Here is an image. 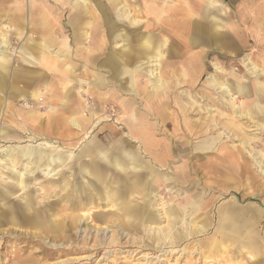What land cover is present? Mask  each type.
Wrapping results in <instances>:
<instances>
[{"label": "rangeland", "instance_id": "1", "mask_svg": "<svg viewBox=\"0 0 264 264\" xmlns=\"http://www.w3.org/2000/svg\"><path fill=\"white\" fill-rule=\"evenodd\" d=\"M64 1L31 0L29 4L28 0H0V28L2 33H5L4 35L1 33L0 38L7 39L6 44L0 43V51L5 50L8 53L3 56L0 52V57L6 59L9 63L5 74H0V84L6 92L5 94L0 92V99L5 102L2 108H0V128L5 129L11 134L8 141L0 139V156L2 154L1 150L4 147L8 148L11 152L12 148H23L26 146L44 147L46 145V148L54 151V156L60 155L61 157H65L68 153L75 155L79 148L87 145V142L93 140L94 136H96L95 140L103 143L105 149H107L110 147L111 141L107 142L103 137L106 134H111L115 139L123 136L125 141L128 137L130 143L136 147L138 153L150 160V153H146L143 149L139 148L143 144V139L139 138V133L133 137L134 134L132 132H127L128 130L123 124L125 121L119 117V113H123L122 115L125 119L129 116L130 112H134L137 115L145 111L146 113L148 112L147 118L155 123L153 128L146 130L149 134V145L151 144L148 152H153L155 149L159 150L155 146L156 142L160 146L166 145L172 148L170 149V152L173 153L171 156L172 163L170 162L165 165L164 170H162V172L165 171L169 176L165 181L145 184V180L148 181L149 178L145 176L150 172L143 170L138 173L145 175L141 179L142 181L140 180L135 187L130 185L132 181H128L125 186L117 188L115 184L110 183L109 185L106 182V176L98 177L95 181L90 174L84 173L77 168H74V171H72V169L64 167L62 178L58 174L43 176L40 171H35L32 175L39 174L43 177H40L41 180H39L38 184H35V186L30 185L29 188L31 197H33L31 204L33 210H30V213H28L30 220L17 227L5 221L0 223V264H17L25 255L33 253L36 249H41L44 252L33 255L32 258L36 260L35 263H50L60 258L70 257V255H88V258L77 263L69 262L67 264H215L217 263L216 257H214L215 255H210L208 248L209 245L215 247L220 243L224 244L228 242L227 239L229 238L222 232L221 226L231 224V222L224 220L223 216L219 213L220 208L225 210L227 207L228 210L240 209L244 212L247 211L250 213V216L249 219H246V222L241 223L240 229L242 228L243 237L238 238L236 236L235 240L229 239L231 244L228 249L221 248L219 252L222 254L232 252L233 257H237L235 261H241L244 264H264V174L253 164L254 160L248 153L249 150L253 155L257 152H262L264 155V132L252 130L253 127H246L243 135L250 136L254 134L263 140L254 142L247 150H243L242 145L239 143L242 136H234L231 130L229 131L228 129L229 135L227 133L224 134L223 138L221 137L215 141L214 146L217 148L218 145L223 143L226 146L236 145L242 148V156L250 166L249 174L245 175L246 173L240 170L234 172L233 170H228L227 172L220 170L215 175H212L206 171L207 164L217 161V156H222L223 154L217 152L216 148L204 152L193 151L194 145L205 138L197 137V135L184 137L182 130H178L181 128L182 122L210 120L213 116L209 114L210 112H207L206 108L209 109L210 107L211 113L216 116L215 118L221 120H225L226 115L219 116L216 114L219 110L225 114L231 112L221 103L226 98H229V96L213 89L207 83V75L213 70L211 62H216L225 70H231L237 75H244L246 83L247 81H252L253 77L246 71L245 65L241 61L242 59L246 57L257 66L264 68V31H261L255 25L264 21V6L262 7L263 13L256 15L257 10L261 11V8H259L261 4L258 6L254 4L252 6L253 11L246 13L242 4L243 0H205L206 3L208 2V4L213 5V7L209 8L216 9L213 13L215 15H212V17L216 18L217 26H219V30L222 33L228 32V28H233V31H237L238 33H241L242 29L247 31L246 45L243 44L244 49H242L243 46L238 49L223 46L225 50L231 53L230 55L220 53L216 48L208 45L203 47L200 44L196 48L194 47L195 49H199L200 52H204V64H206V67L203 65L200 71L201 75L199 74L200 77L195 82L194 87L191 89L192 91L187 89L190 88L187 81V83L176 84L174 83L175 78L168 79V82L172 81L173 84L169 91V98L164 103L166 105V114L159 119L158 114L149 112L146 107V99L150 98L153 92L151 89H147L139 97L131 95L121 96V92L114 85L99 88L89 84L90 82L86 79L82 81L78 80L81 79L79 78L80 74H84L89 78L96 69L85 61L83 53H75V49L78 46L72 43L71 35L68 31L69 27L66 25L70 9ZM153 1L158 3L165 2L164 5L171 3L166 0ZM145 2L142 1V4L144 5ZM57 9L59 13L56 11ZM44 12L48 16L47 22L50 23L51 27L53 26V31L51 29L49 35L54 36L55 40L57 39L54 41L53 49L55 51L63 50V54L69 59L68 64L70 65V69L73 73L77 74V80L73 82H76L74 95L78 93V87L82 86L86 90L79 95L83 96L82 99L87 100L90 108L93 110L97 108L96 116L86 123V131H88V135L86 136L72 127V130H63L62 127L59 128L60 124L57 127V123H55L58 115L62 116L64 113L60 105L62 98L61 91L63 83L65 84L69 79H64L62 82L63 79L54 76L53 71L47 68L46 62L32 63L23 58L21 49L24 45H30L28 44L30 43L28 40L30 32L33 33V37L36 40L47 36L44 31V20H42ZM59 18L60 21L58 22ZM61 21L64 27L60 26ZM243 24H246L247 27ZM6 26L8 27L5 28ZM26 30L28 31L27 34ZM214 30L216 29L209 32L212 33ZM154 33L160 37L158 32ZM171 40L177 43V39L174 36L171 37ZM65 41L68 43L67 51L62 46ZM85 45L88 46L89 44ZM89 46L91 47L92 45ZM81 47H85L84 44ZM45 56L52 61L59 60L55 54L46 53ZM175 58L177 57L170 56L169 60H174ZM101 72L103 75H107L104 71ZM223 75L224 77H229L225 74ZM263 77L264 75H261L258 79L264 81ZM147 86L148 83L144 81L140 83L138 89H143ZM98 94L100 96L102 94L108 96L101 100L97 98ZM118 95L120 96L118 97ZM121 98H125V104L118 101ZM234 101L236 107L242 102L246 105V98L238 94H234ZM190 102L193 103V106L189 104ZM251 105L247 104L246 108L251 107ZM212 110L217 112L215 113ZM171 113L172 115L170 116ZM245 120V118H242L239 120V123ZM139 128L137 126L135 130H142ZM222 130H217L211 134L215 136ZM125 141H122V144L127 149L129 145ZM178 142L182 144L177 145ZM178 147L188 152L185 156L187 165L194 169L191 170L193 174H190V177L185 182L175 183L172 178L174 167L175 165L179 166L182 164L184 160V158L179 157L176 153ZM193 153H197L196 158ZM132 154H135V152H132ZM77 160L73 158L71 161L76 163ZM195 161H197V165L194 164ZM152 163L156 164L154 160ZM55 165L56 167L51 172V175L60 169L58 162ZM0 172L5 173L1 167ZM90 172L92 173L93 171L91 170ZM206 178L215 179L216 184L207 182ZM3 180V178L0 179V184L3 183ZM39 187L45 188V190L40 192ZM77 187L82 191H78ZM90 190L93 195L89 200L91 214L84 216L85 211L79 210V205L73 209L66 208L71 202L70 199L78 195L77 192L89 193ZM67 191H69L68 194ZM20 192L22 191H18L12 198L10 197V201L7 203L8 206L10 204L11 207H16L24 202L25 195L19 194ZM196 197L203 204L202 209L199 211L191 208L192 204L197 203ZM161 200L165 201L166 206L168 205L167 207L165 206V210L176 212L184 217V221L187 224H181L180 229L185 226L189 227V221L193 216L197 215L199 220H204L207 223L205 224L204 231L192 233L176 243H170L167 240L161 242L159 240V244H156L157 236L148 228L156 224L162 226L165 223L161 210L156 207L157 203ZM51 203H57V207H64V209H56L57 216L54 219L62 223L64 229L70 234V240L73 241L66 251L60 249L63 252L59 251L58 254L53 252V255H51L53 249L42 241L44 233L43 236H33L29 233L37 232L39 231L36 230L38 227L42 228L47 225L48 217L46 213L50 209H53V207H50ZM127 203L135 205L138 208L139 213L142 214L140 217L141 219L143 218L142 221H128L127 216L124 215ZM7 211V206H3L0 202V214L7 215ZM36 211L39 212L37 213L38 217L34 215ZM75 214L83 217L82 223L90 225V228L86 229L85 232L82 229L73 230L70 228V225H67L71 221L72 215ZM98 214L105 215L106 219H110L111 217L117 218L119 221L113 224L105 220V224L109 225V230L103 229L102 231V229H96L98 224H104V222H101L97 218ZM145 215H149L150 221L144 220ZM136 218L137 216L132 214L131 219ZM243 218L245 217L243 216ZM35 220L37 222L33 223ZM245 223L249 224L248 228H244L243 224ZM147 224L150 226L146 227L145 225ZM247 229L249 231H246ZM113 231H115L118 242L108 244L109 240L105 239ZM27 233L29 234L26 235ZM47 236L50 243L66 244L63 237L58 236L54 238L51 235ZM85 236L86 238L84 239Z\"/></svg>", "mask_w": 264, "mask_h": 264}, {"label": "bare ground", "instance_id": "2", "mask_svg": "<svg viewBox=\"0 0 264 264\" xmlns=\"http://www.w3.org/2000/svg\"><path fill=\"white\" fill-rule=\"evenodd\" d=\"M28 1L30 4L31 0ZM142 1H146L144 5L142 4ZM166 1L171 3L169 5H164L165 2L158 3L153 0L64 1V3L67 4L70 9L66 25L72 28V40L74 45L78 46L75 49V53H83L85 59L87 60L86 62L90 65L97 61V59L100 57L101 50L104 49L105 46V42L101 41V39L99 42H96L95 37L90 33V29L92 31L97 30L99 28V22L101 23V16H104L106 13L109 16L110 23H108V26L110 29L115 30V28L120 27V25L123 24V27H121L122 33L120 34L121 41L118 40V42L114 43V47L112 50H110V53L105 55L103 58H100L99 63L94 67L97 71L93 72L90 80H88L90 82L89 84L99 88L106 87L108 85H114L121 92H127L125 94L123 93L124 95L128 94L129 96L131 95L133 97H139L144 91L151 89L153 92L151 97L146 99V107L149 112L158 114L159 119L166 114V105H164V103L167 102L166 100L169 98V91L171 90L170 88L173 84L172 81L168 82V79L175 78L174 83L176 84H183L187 81L190 87L187 89L191 90L201 75L200 71L203 65L206 67V64H204V52H200L199 49H195L197 45L202 44L203 47L208 45L210 47L216 48V50L220 53L230 55L231 53L225 50L223 46L230 48L234 47L235 49H238L242 47L243 44L246 45L247 42V31L244 29L241 30V33H238L237 31H233V28H228V32L222 33L221 30H219V26H217L216 18L212 17V15H215L213 13L216 11V9L209 8L211 6L213 7V5L208 4V2L206 3L205 0H179L176 2L173 0ZM55 3L57 4V2ZM242 4L246 13L253 11L252 6H254V4L255 6L261 4L259 6L261 11L259 12V10H257L256 15L263 13V0H243ZM56 11L58 12V9ZM112 14L114 15L113 18ZM42 16L46 32L51 33L50 23L47 22V13L44 12ZM116 18L121 20V23H117L115 21ZM59 21L60 18L58 19V22ZM62 23L63 22L61 21L60 26L64 27ZM243 25L247 27L246 24ZM255 25L261 31H264V21ZM7 27L8 26L5 28ZM213 29L216 30L210 33L209 31ZM25 32L26 34L28 33L27 30ZM154 32H158L160 37H158L159 35L157 36ZM1 33L2 30L0 28V35ZM2 34L4 35L5 33L3 32ZM29 36L30 38H28V40L30 43L28 44L30 45H24V47L21 49L23 58L32 63L46 62L45 65H47V68L50 71H53L54 74H52L54 76L63 79L62 82L64 79H69L65 84L63 83L62 86V98L60 105L61 110L64 113L62 116L58 115L55 122L57 123L56 126L58 127L60 124L59 128L62 127L63 130H72V128H74L82 132L83 135H88V131H86V123H88L92 117L96 116L97 108L95 110L90 108L88 106L87 100L82 99L83 96L79 95L86 90L82 86L78 87V93L74 95L73 92L76 88V82H73L77 80V74L73 73L70 69V65L68 64L69 59L65 57L63 50L55 51L53 49L52 42L56 41L57 39L55 40L54 38L53 41L41 38L40 40H36L33 37V33L31 32ZM172 36L177 39V43L171 40ZM223 36L226 39H224ZM0 43L6 44L7 39L0 38ZM87 43L92 46L90 47L88 45V47L85 45ZM82 44H84L85 47H81ZM62 46L64 49H66L68 47L67 41H65ZM242 49H244V46ZM1 53L3 56L4 54H8L5 50H2ZM46 53L57 55L59 60L52 61L47 59L45 56ZM170 56H176L177 58L174 60H169ZM241 61H243L246 71L253 77L252 81L250 82L247 81L246 83V78L244 75H237L231 70H225L216 62H211L213 65V70L207 75V83L213 89L221 91L223 94L229 96V98H226L225 101L221 103L224 104L231 112L225 114L219 110V112L216 111V113L213 111L215 109L214 108L212 111L219 116L226 115L225 120H221L219 118L218 120L215 118L216 116L211 113L210 107L209 109L205 107L207 112H210L209 114L213 116L210 118V120L201 122H182V126L178 130H182L184 137L197 135V137L205 138L194 145L193 151L204 152L208 150H214L216 148V146H214L215 141L221 137L223 138L224 134H228V129L229 131L231 130L234 136H242V138L239 140V143L242 145L243 150H247L248 147L254 142L263 140L259 139L254 134H251L250 136L243 134L245 133L246 127H253L252 130H261L264 132V81H260L258 79L259 76L264 75V68L257 66L246 57ZM8 65L9 63L6 61V59L0 57V74H5ZM101 71H104L107 73V75H103ZM223 74L229 77H224ZM78 80L82 81L83 79ZM144 81L148 83V86L143 89H138L140 83ZM2 87L3 86L0 84V92L5 94L6 92ZM234 94L245 97L246 105H244L242 102L238 107H236ZM4 103L5 102L0 99V108H2ZM189 104L193 106V103L190 102ZM247 104L252 105L251 107L246 108ZM147 113L145 111L137 115L135 113H130L125 119L123 118V113H119V117L121 120L125 121L123 124L127 128V132H132L134 134L133 137L139 133V138L143 139V144L139 148L143 149V151L146 153H150V160L142 157L138 153L136 147L130 143V139L128 137L125 141L123 136H121L119 139H115L111 134H106L105 137H103L105 141H111V145L107 149H105L103 143L95 140L96 136H94V139L87 142V145H83L82 147L79 146L80 148L78 147L79 150L75 155L68 153V155L65 157H61L60 155L54 156V151L52 149L46 148L47 145L44 147L26 146L23 148H12L11 152L8 148H2L0 167L5 173L0 172V179H4L3 183L0 184V202L3 204V206H7L8 214H0V223L5 221L6 223L17 227L21 226V224L24 222H27V220H30L28 213H30V210H33V207L31 206L33 197H31L32 195L30 194L29 190L30 185L35 186V184H38L39 180H41L40 177L43 176H54L58 174L62 178L64 175V167L67 169H72V171H74V168H77L84 173L90 174V176L93 177L95 181L98 177L106 176V182L109 185L110 183L115 184L117 188L125 186L128 181H132L130 185L135 187L145 175L138 173L143 170L150 172L145 176L149 177L148 181L145 180V184L167 180L169 175L165 171L162 172V170H164L165 165L169 164L170 162L172 163L171 156L173 153L170 152V149L172 148L166 145L160 146L156 142L155 146L158 147L159 150L155 149L153 152H148V148L151 147V144L149 145V134L146 130L153 128L155 123L147 118ZM171 115L172 113L170 116ZM242 118H245L246 120L239 123V120ZM137 126H139L142 130H135L137 129ZM217 130L222 131L218 132L217 135L212 136L211 133H214ZM10 136L11 134L8 133V131L0 128V139L8 141ZM122 141H125L127 145H129V148L125 149ZM180 144L182 143H177V145ZM216 150L223 155L217 156V161H214L213 163H206L207 173L215 175L220 170L224 172H227L228 170H233V172L240 170L245 172V175L249 174L250 166L242 156V148L237 147L236 145L226 146L222 143L218 145ZM132 152H135V154H132ZM176 153L179 157L184 158V160L179 166L175 165L173 170L174 175L172 178L174 179L175 183L185 182V180L190 177V174H193L191 173V170L194 168L187 165V159L185 156L188 154V152H186L185 149H180L178 147ZM248 153L254 160L253 164L256 165L264 174L263 153L257 152L254 154L255 156L249 150ZM193 155L195 158L197 157V153H193ZM73 158L78 159L76 163L71 161ZM151 158L156 164L152 163L153 160ZM56 162L59 163L60 169L51 175V172L54 171L56 167ZM196 162L197 161L194 162L195 165L198 164ZM91 170L93 171L92 173L90 172ZM35 171H40L41 175L43 176L39 174L32 175V173ZM206 181L211 183L216 182L215 179L211 180L210 178H206ZM38 189L40 192L45 190V188L42 187H39ZM77 190L82 191L78 187ZM18 191H22L19 194L25 195L24 202L20 206L11 207L10 204L8 206L7 203H9L10 197L12 198V196H14ZM68 193L69 191H67V194ZM77 194L78 195L75 198L70 199L71 202L69 201L70 203L66 208L73 209L75 206L79 205V210H83V212L85 211L84 216L91 214V206L89 205V200L93 197L91 190L89 193L77 192ZM196 201L197 203L192 204L191 208L195 211H199L202 209L203 204H201L200 200H197V197ZM165 206L166 203L162 200L159 201L156 206L157 209L161 210V213L165 218L164 225L160 226L159 224H156L155 226L148 228L149 230L153 231L154 235L161 237H156V244H159V240L161 242L167 240L170 241V243H176L183 240L192 233L204 231V227L206 226L205 224L207 223L204 220H199L197 215L193 216L189 221V227L185 226L180 229L181 224H187V222L184 221V217L176 212L165 210ZM50 207H53V209H50L49 212L46 213L48 217L47 225L42 228L38 227L36 230L39 231L37 232L29 233L33 236H43L44 233V237L42 238L43 240H41L47 243V245L53 249L51 254L53 255V252H56V254H58L59 251L61 252L62 250L60 249L66 251L71 246L73 241L70 240V234H68L67 230L64 229L62 223L54 219L57 216L55 212L56 209H64V207H57V203H51ZM125 207L124 215L127 216L129 222H134L135 220L139 222V220H143V218H140L142 214L139 213L140 211L135 205L127 203V206ZM225 210L220 208L219 213L223 216L224 220L230 221L231 224L223 225V227L221 226L222 232L226 234L229 239L235 240L236 236L238 238L243 237L242 228L240 229L241 223H244V221L246 222V219H249L250 213L247 211H241L240 209L228 210V207ZM37 213L39 212H34V215H36L35 217H38ZM132 214H135L137 218L131 219ZM97 216L101 222L108 220L114 224L115 222L119 221L117 218L111 217L110 219H106L105 215L102 214H98ZM148 216L149 215H145V221H150ZM243 216L245 218H243ZM82 218L83 217L78 216V214L72 215L71 221L67 225H70V228L73 230L82 229V231L85 232L86 229L90 228V225L88 223H82ZM36 222V220L33 221V223ZM80 223L82 224L80 225ZM104 224H98L96 229H102V231L103 229L109 230V225ZM243 225L245 226L244 228L249 227L248 223ZM145 226L147 227L150 225L147 224ZM246 231H249V229ZM47 235L54 236V238L58 236L63 237L66 244H55L53 242L50 243L48 239L49 237ZM229 239H227L228 242L224 244L220 243L215 247H211L209 245L208 252H210L211 256L215 255L214 257H216L217 261L215 264H244L241 261H235L237 257H233L232 252H226L230 250L224 251L226 252L225 254L219 252V249L221 248L228 249L229 245L231 244ZM105 240H109L108 244L117 243L118 241L115 231H113L112 234H110ZM40 252L44 251L41 249H36L33 253H28L17 264H67L69 262L77 263L88 258V255H70V257L60 258L50 263H35L36 260L32 257L34 254Z\"/></svg>", "mask_w": 264, "mask_h": 264}, {"label": "crops", "instance_id": "3", "mask_svg": "<svg viewBox=\"0 0 264 264\" xmlns=\"http://www.w3.org/2000/svg\"><path fill=\"white\" fill-rule=\"evenodd\" d=\"M104 12V11H103ZM111 18V17H110ZM112 18H113V15H112ZM109 20V16L107 15V13L106 14H104V16H101V23L99 22V28L97 29V30H91L90 29V33L95 37V40H96V42H99L100 41V39H101V41H104L105 42V46H104V49H102L101 50V52H100V57L97 59V61L96 62H94L93 64H91L90 66H93V67H95L98 63H99V61H100V58L102 57H104L105 55H107L108 53H110V50H112L113 49V47H114V43H116V42H118V40L119 41H121V36H120V34L122 33V30H121V27H123V24H121L120 25V27H117V28H115V30H113V29H110V27L108 26V23H110V20ZM108 21V22H107ZM117 23L119 22V23H121V20H118L117 18H116V20H115ZM66 24H67V20H66ZM51 26V25H50ZM125 26V25H124ZM53 27V26H52ZM52 27H51V29H52ZM69 27V29H68V31L70 32V35H71V40L73 39L72 38V28L70 27V26H68ZM45 29V28H44ZM88 29H89V27H88ZM45 31V34L47 35V36H44L43 37V39H48V40H52L53 41V39L55 38L54 36H52V35H49V33L48 32H46V29L44 30ZM233 32V31H232ZM97 37H99V38H97ZM72 43H73V40H72ZM55 44V42L53 41L52 42V45H54ZM74 44V43H73ZM83 59V58H82ZM84 60V59H83ZM85 61H87V60H85ZM83 65V64H82ZM84 68H86V67H84ZM96 69V68H95ZM97 71V70H96ZM96 71H94V72H96ZM79 78H81V79H86V80H90V78H91V76L88 78V77H86L84 74H80V76H79ZM102 88H104V87H102ZM107 89V88H106ZM118 89V88H117ZM119 90V89H118ZM120 91V90H119ZM121 92V91H120ZM123 93H127V92H121V96L123 95L124 96V94ZM98 97V99H104L106 96H108V95H105V94H102L101 96H100V94H98L97 95ZM125 96H129L128 94L127 95H125ZM118 97H119V95H118ZM107 100H110L109 98H106ZM98 102H99V100H97ZM118 101H120L122 104H125V98H121V99H119ZM127 103V102H126ZM130 113H134V112H130ZM93 129H95V128H93Z\"/></svg>", "mask_w": 264, "mask_h": 264}]
</instances>
